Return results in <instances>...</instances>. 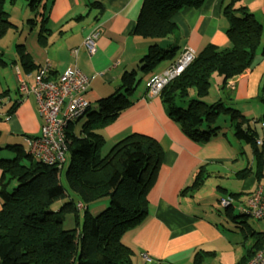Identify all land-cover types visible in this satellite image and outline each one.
<instances>
[{"label":"trees","instance_id":"obj_1","mask_svg":"<svg viewBox=\"0 0 264 264\" xmlns=\"http://www.w3.org/2000/svg\"><path fill=\"white\" fill-rule=\"evenodd\" d=\"M24 1L34 13L41 3V0ZM7 2L13 4L14 0H0V39L13 27L5 11ZM203 2L143 0L133 33L153 43L142 58L139 71L148 75L159 63L170 62V66L178 59L182 52L177 57L176 45L161 48L159 42L176 36L174 17L181 10L198 9ZM39 14L42 15L39 37L44 38L48 28L42 13L37 12L26 23L34 24ZM221 15L227 23L225 34L230 45L204 46L186 69L163 87L158 97L168 119L194 143L205 144L224 136L223 129L215 123L220 115H228L233 137L251 147L254 160V168H245L239 175H253L259 182L264 179V128L261 127L264 113L257 120L248 119L232 106H225L221 98L209 104L205 100L213 75L220 78V90L228 101L229 94L225 91L228 81L264 59V49L260 50L262 26L241 5V0H223ZM16 51L26 70L36 68L22 45L16 46ZM0 64L4 65L1 53ZM139 82L135 70L125 72L114 93L99 100L95 111L87 110V119L78 136L71 131L72 124L68 127L65 136L70 161L64 176L78 202L70 200L58 212L50 207L66 197L60 184V168L33 159L20 145L1 148L9 151L11 157L0 159V264H132L133 251L122 242V237L140 227L148 215L146 196L159 169L162 151L153 138L132 134L104 152L105 140L100 131L132 105ZM258 100L264 108V80ZM15 107L13 104L6 111L7 117ZM257 126L263 130L262 137L258 136ZM258 140L261 145H257ZM200 172L184 192H191L203 182L205 176ZM102 198L108 199L107 208L102 214L92 215L88 204ZM236 198L235 204L219 207L243 237L242 255L235 264H247L264 248V236L245 221L247 216L241 211L244 201ZM233 210L238 216H234ZM62 213L73 215V228L64 229ZM213 257L214 252L197 251L192 262L204 264Z\"/></svg>","mask_w":264,"mask_h":264},{"label":"crops","instance_id":"obj_2","mask_svg":"<svg viewBox=\"0 0 264 264\" xmlns=\"http://www.w3.org/2000/svg\"><path fill=\"white\" fill-rule=\"evenodd\" d=\"M92 2L97 5H90ZM142 2L143 0H41L39 10L36 11L45 17L48 32L44 38L39 37V20L42 17L39 14L34 24H27L30 25L31 33L36 29L34 41H31L32 37L28 42L29 37L26 36L21 44L24 53L36 68L32 71L26 70L19 62L16 46H20V38L15 40V48L9 59L5 58L0 46L4 62L0 67L14 70L15 93L18 95L12 99L7 83V90L4 91L0 84V137L4 133L18 138L21 144L16 141L15 145L24 148L21 137L24 135L23 128L34 132L33 137L40 135L41 121L34 96L29 95L22 99L18 92L19 81L30 85L35 82L39 67L48 65L50 79L55 80L67 68L75 66L90 79L85 98L89 103V110L94 111L99 100L114 93L120 85L122 75L135 70L139 77L142 75L140 81L144 83L138 84L132 105L100 131L105 140L104 152L125 137L139 134L153 138L161 148L162 157L154 183L146 196L148 215L140 227L122 237V242L133 251L132 264H193L192 258L197 251L214 252L216 257L220 252L218 244L224 246L228 235L237 233L226 214L220 211L216 213L219 200L234 196L239 201H244L264 183V179L258 182L253 175H239L245 168L253 169L254 160L251 150L248 158L243 143L237 141L232 133L233 139L225 136V140L224 136H219L205 144L194 143L168 119L158 96L145 98L147 84L152 75L166 70L170 62L159 63L148 75L138 70L148 47L153 43L150 39L133 33ZM253 2L250 0L245 7L252 8ZM255 3L256 13L253 10L251 13L255 19L256 14L260 16L261 50L264 49V0ZM222 4L223 0H204L198 9L181 10L174 17L178 28L176 36L162 40L159 46L176 45L177 57L186 48L196 55L207 44L218 48L228 47L230 44L225 34L227 23L221 15ZM30 13L29 10L27 16L24 12L19 21L10 18L13 33H17L20 23L24 28L23 18L30 20ZM8 14L11 16L10 10ZM98 28L101 33L96 41L95 53L89 55L82 43L88 34ZM26 35H29V31ZM8 48L10 50V46ZM72 51H76V55L73 56ZM214 77L213 83L218 90L216 95L219 93V98H223L221 80ZM263 80L264 59H260L255 67L228 81L225 86V91L229 94L228 104L239 112H242L241 105H253L254 109L248 116L262 115L264 108L258 97ZM207 98L209 101L213 100L212 96ZM13 104L16 107L7 117L6 111ZM4 117L8 121L5 122ZM14 121L20 123L23 135L13 131ZM74 126L75 122L72 123L71 131L76 134ZM200 171L205 176L203 182L191 192H184ZM211 180L213 186L209 187L207 183ZM235 201L234 199V204ZM250 227L264 236L262 226L257 229ZM236 244L240 246L239 259L242 255V238Z\"/></svg>","mask_w":264,"mask_h":264},{"label":"built area","instance_id":"obj_3","mask_svg":"<svg viewBox=\"0 0 264 264\" xmlns=\"http://www.w3.org/2000/svg\"><path fill=\"white\" fill-rule=\"evenodd\" d=\"M101 29L88 34L82 45L89 55L95 53L96 41ZM76 55V51H72ZM194 59V52L184 49L178 59L166 70L152 75L145 93V98L159 96L163 87L173 78L180 75ZM49 66L44 65L37 69L35 82L30 85L19 81L18 92L21 96H34L38 117L41 121L40 135L27 138V154L33 159L46 165H61L65 163L67 151L65 133L68 127L81 119L89 109L85 93L90 79L83 75L75 66L67 68L55 80H48ZM144 98V99H145ZM264 128V123H261ZM261 145V141H257ZM234 199L230 196L220 200L222 207L230 206ZM242 213L253 220H264V183L252 192L242 203ZM80 204L77 205L79 209ZM247 264H264V248L254 254Z\"/></svg>","mask_w":264,"mask_h":264},{"label":"rangeland","instance_id":"obj_4","mask_svg":"<svg viewBox=\"0 0 264 264\" xmlns=\"http://www.w3.org/2000/svg\"><path fill=\"white\" fill-rule=\"evenodd\" d=\"M241 5L243 6H246V3H249L250 0H241ZM253 2V6L252 8H247L250 12H252V10L254 11V13H256V3L255 1H260V2H263V0H251V2ZM259 3V2H258ZM9 10L11 11V16H9V21L11 22L10 18H13V19H16L17 21H19L22 17V14L24 12H26L27 16L29 15V9L27 8V5H26V2L24 0H14L13 4H10L9 2L7 4H5V11H8L7 13H9ZM39 10V9H38ZM31 12V11H30ZM37 13V11H36ZM36 13L34 12H31L30 13V19H33L36 15ZM10 15V14H8ZM256 16V19L258 22H260V16H258V14L255 15ZM26 17V16H25ZM24 19V28L21 27V23L20 25L18 26V29H17V33H13V27L11 29V32H8L7 33V36H5L3 38V40L0 41V46L2 48V50L4 51L5 53V58L9 59V56L11 55L10 53H12L14 51V48H15V40L17 38H20V41H19V44L18 45H21L25 39V37H29L28 39V42L30 39H33L31 41H34L35 37H36V29L33 30V32L31 33L30 30H29V27L30 25L27 26V23H26V19L27 18H23ZM261 24V23H260ZM9 29V30H10ZM22 29H23V32H22ZM28 31H29V35H26L28 34ZM18 33H20L18 35ZM26 37V38H27ZM165 44V42H163ZM159 44H161V42H159ZM10 46V50L9 48L7 49V47ZM165 46H163L164 48ZM161 48H162V45H161ZM139 68V69H138ZM137 69L140 70L141 66L138 67ZM142 75H140L139 79L141 78ZM214 76L216 75H213L212 78H211V86H210V91L208 93V96H212L211 99H213L212 101H209L208 98L206 97V102L209 104V103H212L214 101H217L218 98L221 96L219 95H216L218 92V90L216 89V86L214 85L213 83V80H214ZM6 83H7V86L9 87V90L11 91L10 92V95L12 97V99H15L18 97L17 93H15V87H16V78H15V72L14 70H10V69H2L0 67V84L2 86V89L3 91L4 90H7V86H6ZM144 81H140V85H143ZM18 85H19V82H18ZM222 91V90H221ZM220 91V93L222 94V92ZM224 94V92H223ZM33 97V96H32ZM32 97H29V98H32ZM26 97H23L22 96V99H25ZM210 99V100H211ZM223 101H224V105L227 106V107H230V105L228 104V101H227V98L224 94V97L221 98ZM178 105L179 106H184V104H182L181 102H178ZM251 106V108H250ZM263 106V105H262ZM234 109H236L235 107H233ZM241 109H242V112H240L242 114V116L248 118V119H253V120H257L258 118H260V116H248L249 113L251 115L253 109H254V106L253 105H249V104H245V105H241ZM252 109V110H251ZM237 110V109H236ZM248 110H250L251 112H249ZM238 111V110H237ZM87 112L84 114V116L75 121V126L73 127V130L75 131L76 135L78 136L79 135V132H80V129H81V126L83 125V123L86 121L87 119ZM1 118V117H0ZM8 118L4 117V120L5 122L8 121L7 120ZM229 116L228 115H220L218 118H217V121L215 123L216 126L218 127H221L223 129V132L226 134L224 135V139L226 140V137L227 138H232V135H231V129H230V125H229ZM18 123V124H17ZM13 122L12 123V128H13V131L16 133V134H20V135H26L24 137H22V140L25 144L24 146V149L27 150L28 148V145H27V142H26V139L27 137L29 138H33V136L35 135L34 132H32L31 130L27 129V128H23L22 130V133H21V129L19 127L20 123L19 122ZM257 131H258V136L259 137H262L263 135V130L260 129V126H257ZM223 136V135H222ZM226 136V137H225ZM18 141L17 143L18 144H21V141L20 139L18 138H14L13 136L9 135V134H4L0 137V149L1 148H4L5 146L7 145H14L15 142ZM233 142L235 143V141L233 140ZM109 144L106 143V146H108ZM244 145V148H245V151L247 152V156L249 158V152H250V146L249 145H246V144H243ZM236 147V144L234 145ZM9 157H11V154L9 153V151L5 150V149H1L0 150V159H8ZM65 163L63 165H61V169H60V184L62 185V187L64 188L65 192H66V197L62 200H59V201H56L54 202L52 205H51V210L54 211V212H58L61 207L63 206L64 203H67L68 201L72 200L74 201V203L78 202V196L73 193L72 191L69 190L68 188V185L66 183V180H65V172L67 170V167L69 165V161H70V158H69V154L66 153L65 154ZM23 164H25V162L23 161L22 162ZM254 165V164H253ZM209 187H212L213 186V181H209L207 183ZM219 204V203H218ZM217 204V205H218ZM88 209H89V212L92 214V215H99V214H102L104 213L105 209L107 208L108 206V199L107 198H102V199H99L93 203H90L88 204ZM215 205H216V202H215ZM81 208V207H80ZM219 211L221 213H223V209H220L217 208L216 209V213H219ZM233 214L234 216H238V213L236 211H233ZM80 216V222L82 220L81 216H82V213L79 214ZM203 216H205V213H203ZM62 218H63V227L64 229H71L73 228L75 225H74V217L71 213H62ZM245 221L250 225L252 226L253 228L257 229V228H260L261 226L264 228V220H252L251 218H248L245 219ZM233 227H235L233 225ZM229 229V228H228ZM235 230V229H233ZM236 234L235 233H232V234H229L228 237L226 238V240H224V243L223 245L225 246H221L218 244V249H219V253L217 254L218 256H216L215 258H209L208 260L204 261V264H234L237 259H238V255H239V252H240V246H238V244H236L237 242L240 241V238H242L243 240V237L241 235V233H239V230L236 229Z\"/></svg>","mask_w":264,"mask_h":264}]
</instances>
